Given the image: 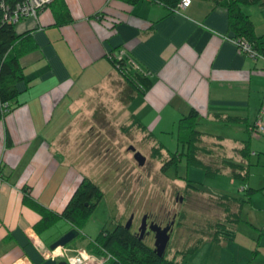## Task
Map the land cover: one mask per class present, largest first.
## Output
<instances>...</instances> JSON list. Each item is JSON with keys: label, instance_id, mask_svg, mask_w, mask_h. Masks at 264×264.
I'll use <instances>...</instances> for the list:
<instances>
[{"label": "crops", "instance_id": "0c3cea01", "mask_svg": "<svg viewBox=\"0 0 264 264\" xmlns=\"http://www.w3.org/2000/svg\"><path fill=\"white\" fill-rule=\"evenodd\" d=\"M245 13L255 33L262 34L260 13L257 25ZM14 28L26 33L23 41L33 48L19 58L24 80L17 83V104L0 119V264H39L43 259L35 243L48 248L70 229L58 220L36 232L39 216L22 197L26 191L31 202L54 212L63 207L83 175L55 146L72 125L80 98L118 80L120 107L161 155L167 148L152 130L161 124L166 127L158 132L174 127L176 135V120L195 111V129L206 147L202 157L210 165L204 178L224 176L213 189L216 194L204 197L214 208L217 201L226 208L239 206L227 238H205L186 255L189 261L199 255L198 264L201 259L203 264H264V58L237 50L223 7L191 0L177 13L149 0H54L36 20L22 19ZM119 46L150 81L143 93L127 100L129 90L106 56ZM256 118L263 130L252 135ZM179 148L175 138L171 151ZM229 163L241 166L242 180L232 177ZM191 167L201 170L184 169ZM188 180L193 191L202 192L201 183Z\"/></svg>", "mask_w": 264, "mask_h": 264}, {"label": "rangeland", "instance_id": "374dc122", "mask_svg": "<svg viewBox=\"0 0 264 264\" xmlns=\"http://www.w3.org/2000/svg\"><path fill=\"white\" fill-rule=\"evenodd\" d=\"M242 8L257 25V5ZM120 82L114 81L84 94L76 107L72 125L55 146V151L61 154L70 168L97 184L102 192L80 228V235L85 240L92 239L101 228L110 230L116 223L123 224L130 215L129 227L132 230L137 228L142 213L156 223H162L173 215L175 223L164 252L167 257L178 258L177 253L183 251L194 238H203L204 231L209 233L219 226L210 227V223L220 217V209L212 207L204 196H214L216 191L213 189L221 186L218 180L224 179V176L217 175L211 181L204 178L202 169L191 167L186 172L182 160L164 172L160 171L165 154L158 153L153 146L155 141L149 140L142 129L129 122V117L120 107ZM165 127L160 124L152 130L154 139L173 150L174 127L168 132H158ZM128 146L144 157L142 165H137ZM183 177L201 183L198 188L202 192H195L184 185ZM247 214L243 210L240 216L244 219ZM238 227L241 228L242 224L239 223ZM143 239L152 246L150 233L144 235ZM69 243L83 244L76 238ZM204 245L198 248L199 251ZM198 263L199 255L190 261L188 256L183 258V264ZM200 264H203L202 259Z\"/></svg>", "mask_w": 264, "mask_h": 264}, {"label": "trees", "instance_id": "16d2710c", "mask_svg": "<svg viewBox=\"0 0 264 264\" xmlns=\"http://www.w3.org/2000/svg\"><path fill=\"white\" fill-rule=\"evenodd\" d=\"M16 1L19 0H3V3L7 7V10L10 11ZM53 1L54 0L44 5L38 10V13L43 8L50 6ZM119 1L133 4L138 0ZM149 1L160 3L167 9L173 11L179 0ZM210 1L225 9L230 39H234L236 42L237 40L247 42L250 46V51L264 58V32L262 34L255 33L252 21L242 8V6L246 5H257L260 16L264 20V0ZM5 12L6 10L0 8V119L17 104L16 97L20 92L17 83L24 80L19 58L22 54L33 48L31 43L26 44L23 41L26 33H17L15 31L14 27L19 21L11 23L2 19V15ZM110 28L111 26L108 27V30H110ZM234 45L239 51V46L236 45V43ZM121 49H123V47H116L113 51H109L106 56L111 66L123 77L126 85L125 88L129 90L127 95H125V100H127L132 93H143L148 88L150 81L146 76L147 74L140 71L138 65L133 60L134 65H128V63L124 61V58L115 60L113 54ZM125 55H127V53L124 50V56ZM195 120L196 113L193 110H189L184 116L176 120L175 138L180 148L177 151L165 149L166 154L159 167L160 171L164 172L167 168L175 166L182 158L185 168L187 166H195L201 168L204 173L210 172V165L204 163L202 157V153L206 149L203 139L204 135L195 129ZM154 149L158 151L160 147ZM229 164L233 169L232 177L242 180L244 175L238 172L241 166L233 163ZM183 180H185L186 186H190L188 180L184 177ZM194 189L198 188L194 187ZM249 192V189L246 190V193ZM26 196L27 193L24 191L22 197L23 203L34 209L39 216L34 225V230L36 232L48 228L58 220H63L69 224L70 228L73 227L78 231L73 239L76 238L78 242H80V240L83 239L80 235V228L88 219L90 212L101 198L102 192L97 184L87 177H81L69 198L58 212L45 209L31 202ZM220 204L221 202L217 201V207L220 209V217L214 219L213 222L210 223V227L215 225L219 226L211 229L209 233L204 231L205 236L203 238H194L189 245H186L183 251L177 253L180 257L178 260H176L174 256L167 257L164 251L161 256L156 255L152 250V246L146 244L144 239L138 237L130 227L125 228L121 223H116L110 230L101 228L97 234L92 239L88 240L82 247L94 255L104 257L105 259L100 264H183V258L194 250L205 238L216 240L218 239V235H221L225 239L231 233L227 226H231L232 223L238 219L239 206L236 204L226 208L220 206ZM69 242L64 244V246H74V244Z\"/></svg>", "mask_w": 264, "mask_h": 264}, {"label": "built area", "instance_id": "2783aa9c", "mask_svg": "<svg viewBox=\"0 0 264 264\" xmlns=\"http://www.w3.org/2000/svg\"><path fill=\"white\" fill-rule=\"evenodd\" d=\"M52 0H19L16 1L10 11L7 10V7L4 5L3 0H0V8L6 10L2 15V19L7 22L16 23L21 19L29 18L31 20H36L38 10L41 9L44 5L49 3ZM190 0H179L176 4L174 12L185 8L189 4ZM233 44L238 45L239 51L246 54L248 57L255 59L260 57L254 52L250 51V46L247 42L242 40L234 41L230 39ZM115 60H121L124 58V61L128 65H134L132 59L128 56H124V50L121 49L113 54ZM263 130L260 119L256 118L255 121L250 126V133L252 135L260 134ZM36 248L39 251V254L42 259H54L61 260L63 259L66 264H100L105 258L102 256L94 255L86 251L83 247L69 248L66 246L56 247L52 250L47 247H43L37 242L35 243Z\"/></svg>", "mask_w": 264, "mask_h": 264}, {"label": "water", "instance_id": "95a60500", "mask_svg": "<svg viewBox=\"0 0 264 264\" xmlns=\"http://www.w3.org/2000/svg\"><path fill=\"white\" fill-rule=\"evenodd\" d=\"M128 150L132 152V158L136 161L137 165H142L144 161V157L138 152L135 151L132 146L127 147ZM131 216L123 223L125 228L129 227ZM172 224V221L170 222ZM147 228L150 232H152V250L156 253V255L161 256L163 254L164 248L167 244V240L169 237L170 226L165 225L160 227L159 225L150 222L147 226H145V219L144 216L141 217L138 227H137V234L138 237L144 232V229ZM78 231L71 227L70 229L66 230L62 233L59 237L53 240L51 243L48 244V249L52 250L56 247H62L64 244L69 242L77 235ZM39 264H66L63 260H54V259H43V261Z\"/></svg>", "mask_w": 264, "mask_h": 264}, {"label": "flooded vegetation", "instance_id": "af4514ba", "mask_svg": "<svg viewBox=\"0 0 264 264\" xmlns=\"http://www.w3.org/2000/svg\"><path fill=\"white\" fill-rule=\"evenodd\" d=\"M131 216V215H130ZM142 216H144V219H145V226H147L150 222H152V223H155V224H157V225H159L160 227H163V226H165V225H169L170 226V232H169V235H170V233H171V231H172V229H173V226H174V223H175V216H171L168 220H164L162 223H156V222H154L152 219H150L149 218V216L147 215V214H144V213H142L141 215H140V217H139V221H140V219H141V217ZM172 221V224H170V222ZM138 224H139V222H138ZM136 227H138V226H136ZM133 232H135L136 234H137V228H135L134 230H133ZM148 233H150L151 234V236H152V232H150L149 230H147V228H145L144 229V232L141 234V238H143L144 237V235H147ZM138 235V234H137Z\"/></svg>", "mask_w": 264, "mask_h": 264}]
</instances>
